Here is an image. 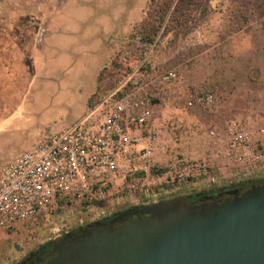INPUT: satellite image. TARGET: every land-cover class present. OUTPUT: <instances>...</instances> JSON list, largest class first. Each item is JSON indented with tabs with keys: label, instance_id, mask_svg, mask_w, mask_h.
Segmentation results:
<instances>
[{
	"label": "rangeland",
	"instance_id": "1",
	"mask_svg": "<svg viewBox=\"0 0 264 264\" xmlns=\"http://www.w3.org/2000/svg\"><path fill=\"white\" fill-rule=\"evenodd\" d=\"M84 1L87 4L76 10L70 7L57 19L86 16L82 22H87L86 28L71 35L77 42L93 28L91 21L103 0ZM66 6L68 0H0V119L23 109L19 124L25 128V136L16 143L0 142V166L45 134L65 127L61 116L68 115L64 118L68 122L78 117L80 108H66L56 93V80H37L25 96L33 81L26 80L31 77L32 54L42 52L46 25ZM118 7L128 30L114 40L113 54L100 70L102 89L114 87L118 80H155L149 85L157 96L150 97L158 132L155 164L165 169L205 163L216 175L227 172L229 167L218 153L226 124L240 122L252 138L264 125V0H120ZM56 39L61 47L68 34ZM50 53L45 51V56ZM17 64L23 68L21 74ZM135 66L138 70L133 72ZM171 71L176 75L169 80H177L175 84L156 81ZM9 129L0 126V140L12 135ZM199 172L179 184H164L153 203L209 193L206 177ZM216 185L218 190L227 186L221 181ZM51 239L41 227L29 224L0 232V264H13Z\"/></svg>",
	"mask_w": 264,
	"mask_h": 264
},
{
	"label": "built area",
	"instance_id": "2",
	"mask_svg": "<svg viewBox=\"0 0 264 264\" xmlns=\"http://www.w3.org/2000/svg\"><path fill=\"white\" fill-rule=\"evenodd\" d=\"M175 75L171 71L156 81L175 84L169 80ZM153 81L118 80L93 99L86 113L0 166V232L29 224L41 227L45 236H66L122 206L152 204L164 184H179L199 171L207 186L264 178V125L252 138L235 120L226 124L218 150L227 172L216 175L205 163L156 165Z\"/></svg>",
	"mask_w": 264,
	"mask_h": 264
},
{
	"label": "water",
	"instance_id": "3",
	"mask_svg": "<svg viewBox=\"0 0 264 264\" xmlns=\"http://www.w3.org/2000/svg\"><path fill=\"white\" fill-rule=\"evenodd\" d=\"M112 220L49 240L55 255L43 264H264V182L200 203L133 206Z\"/></svg>",
	"mask_w": 264,
	"mask_h": 264
},
{
	"label": "crops",
	"instance_id": "4",
	"mask_svg": "<svg viewBox=\"0 0 264 264\" xmlns=\"http://www.w3.org/2000/svg\"><path fill=\"white\" fill-rule=\"evenodd\" d=\"M82 4H87V1L68 0V6L64 7L46 25V33L41 36L40 40L42 52L34 51L32 54L30 62L31 77L26 80L33 81L25 93L26 96L37 80H56L58 82V88L55 87L56 93L60 92L58 96L61 99L63 98L66 108L68 106L80 108L77 118L88 111L92 106L93 99L104 90L102 87H104L105 80L100 79V70L108 63L113 54L114 40L120 39L122 32L128 30L127 26L124 25L125 23H122V18H120V7L115 8V5L120 4V0H103L100 3V6L103 8L99 7L96 10L91 21V27L93 28L90 29L91 27H89L88 29L90 30L77 42L75 37H71V35H74V31L79 30L81 27L86 28L87 22L82 23L86 16L79 13L80 17L78 18L71 17V15L67 19L62 20L59 18L60 24H63V21L64 25H59L57 19L65 10L68 9L69 13L72 7V10H76ZM101 9H104V11ZM102 17L106 20H102ZM109 17L114 18L109 19ZM64 26L68 27V29ZM65 34H68V42L66 39V42L60 47V44L57 42L60 38H56L59 35ZM45 51L46 53L49 51L53 53H50L47 58ZM59 54H63L59 61L55 63L50 62L54 56H58ZM17 66L18 72L21 74L23 68L19 64ZM6 68L9 67L7 66ZM11 73H13V69L9 70V74ZM21 106L23 107V104ZM22 110L16 109V114L6 119L3 117L0 119L1 128H10L9 133L12 134L5 139H1V143L8 144V140L16 143L19 138L25 136V128L19 124L23 119ZM66 117L68 115L61 116L62 124L64 125L77 119L68 122L69 120H64ZM53 122H56V119H53ZM9 123H13V126L11 124L8 125ZM6 125L8 126L6 127Z\"/></svg>",
	"mask_w": 264,
	"mask_h": 264
},
{
	"label": "flooded vegetation",
	"instance_id": "5",
	"mask_svg": "<svg viewBox=\"0 0 264 264\" xmlns=\"http://www.w3.org/2000/svg\"><path fill=\"white\" fill-rule=\"evenodd\" d=\"M229 189H223V190L221 189L212 194L204 193V194H199L195 196H187L186 199L190 201L191 203H200L201 201H209L212 199L227 196V191ZM112 219H104L102 221H107V223H112V222L116 223L115 220H112ZM89 230L90 228L88 224H86L84 226H81L75 231H71L66 236H62V237L64 238L63 240L66 242L68 241V236H71V237L79 236L83 233H86ZM46 242L37 245L35 248L27 252V254H24L23 256H21L13 264H43L45 263L47 260L51 259L55 255V253L52 252L53 246L46 245Z\"/></svg>",
	"mask_w": 264,
	"mask_h": 264
},
{
	"label": "trees",
	"instance_id": "6",
	"mask_svg": "<svg viewBox=\"0 0 264 264\" xmlns=\"http://www.w3.org/2000/svg\"><path fill=\"white\" fill-rule=\"evenodd\" d=\"M263 182H264V178L256 179V180H251V181H242V182H236V183L227 184L226 187H221L219 189H222L223 190V189H226V188L229 189L231 187H237V188H239L241 190H244V189L250 187L252 184L263 183ZM208 187L210 189L209 190L210 191L209 193H211V194L218 191V188H217L218 186L217 185L208 186ZM216 188H217V190H216ZM164 201H167V199H165ZM117 213L118 212L114 213L112 216L107 217L106 219H112V218H114Z\"/></svg>",
	"mask_w": 264,
	"mask_h": 264
}]
</instances>
